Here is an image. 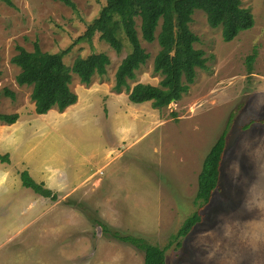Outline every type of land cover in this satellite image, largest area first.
<instances>
[{
	"label": "rangeland",
	"instance_id": "374dc122",
	"mask_svg": "<svg viewBox=\"0 0 264 264\" xmlns=\"http://www.w3.org/2000/svg\"><path fill=\"white\" fill-rule=\"evenodd\" d=\"M73 1H0V112L19 114L15 123L0 121V264H144V252L113 232L170 244L168 264H264V0H241L255 24L231 41L195 10L191 28L207 68L180 100L162 109L132 102L115 76L129 46L118 52L96 33L64 60L71 66L78 56L106 52V74L85 84L73 72L78 101L39 114L11 58L22 45L41 67L84 34L107 2ZM137 22L150 58L129 88L162 79L154 70L160 45L144 40ZM226 128L218 189L196 205L205 156ZM24 168L55 199L24 186ZM195 211L202 219L174 240Z\"/></svg>",
	"mask_w": 264,
	"mask_h": 264
},
{
	"label": "trees",
	"instance_id": "16d2710c",
	"mask_svg": "<svg viewBox=\"0 0 264 264\" xmlns=\"http://www.w3.org/2000/svg\"><path fill=\"white\" fill-rule=\"evenodd\" d=\"M0 1L13 5L12 0ZM62 1L76 6L73 0ZM196 9L206 13L207 21L212 27L222 28L226 41L233 40L255 24L254 14L250 8L242 6L241 0H107L99 16L88 24L84 34L69 47L44 58L41 67L33 63V51L17 45L18 53L11 58L21 68L16 77L17 82L32 86L31 96L37 113H47L53 107L65 110L78 101V95L70 87L73 72L79 75L83 83L90 84L96 74H106L111 60L106 52H92L87 56H78L69 66L64 57L75 43L81 40L91 41L96 33H100V38L110 43L118 52L129 46L128 53L115 74L116 89L126 86L132 102L151 101L155 108L162 109L171 102L180 100L195 82L198 69L207 68L208 57L203 49L195 46L199 37L191 28ZM138 19L142 38L147 42L157 40L160 45L154 57V70L162 79L159 84L140 82L129 88L128 80L134 79L136 71L150 58V53L141 42ZM250 57L253 58L254 55ZM10 94L15 97L13 92ZM18 119L19 114L16 112H0V121L12 124ZM227 134L226 128L205 156L199 174L196 205L208 204L218 189L221 164L227 148ZM3 159L7 160L8 156ZM21 179L23 185L35 193L55 199L54 191L46 187L43 181H36L28 170L21 171ZM201 219L200 211L189 215L172 236L173 239L188 236ZM113 235L142 250L144 264H168L166 250L170 244L161 247L141 236L121 235L118 232H113ZM181 244L179 240L177 246Z\"/></svg>",
	"mask_w": 264,
	"mask_h": 264
},
{
	"label": "crops",
	"instance_id": "0c3cea01",
	"mask_svg": "<svg viewBox=\"0 0 264 264\" xmlns=\"http://www.w3.org/2000/svg\"><path fill=\"white\" fill-rule=\"evenodd\" d=\"M24 169H25V168H24ZM24 169H23V170H24ZM27 170H28V169H27Z\"/></svg>",
	"mask_w": 264,
	"mask_h": 264
}]
</instances>
